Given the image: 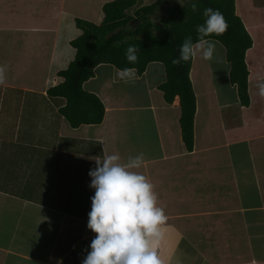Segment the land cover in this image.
Listing matches in <instances>:
<instances>
[{
	"label": "crops",
	"instance_id": "1",
	"mask_svg": "<svg viewBox=\"0 0 264 264\" xmlns=\"http://www.w3.org/2000/svg\"><path fill=\"white\" fill-rule=\"evenodd\" d=\"M108 1L0 0V62L8 69L0 86V264H81L96 235L87 227L95 193L88 173L94 157L116 153L122 163L144 154L136 171L155 186L168 216L157 246L165 264H264V98L256 87L264 82V0H235L252 38L247 105L229 81L218 40L219 62L192 58L191 150L181 137L178 96L166 102L159 89L160 61L148 62L135 84L114 83L112 64L95 66L83 88L103 103L98 124L72 127L59 110L64 98L47 93L74 57L76 18L99 24ZM155 1L136 0L124 13ZM172 4L163 0L158 9ZM16 51L39 63L17 66Z\"/></svg>",
	"mask_w": 264,
	"mask_h": 264
},
{
	"label": "trees",
	"instance_id": "2",
	"mask_svg": "<svg viewBox=\"0 0 264 264\" xmlns=\"http://www.w3.org/2000/svg\"><path fill=\"white\" fill-rule=\"evenodd\" d=\"M163 0H156L148 5L134 9L133 17L137 22L132 28L128 25L131 18L124 13L125 8L136 0H111L103 4V20L99 24L76 18V25L81 34L71 40L75 48L73 59L65 69L59 70L62 80L47 89L51 96L65 100L60 113L72 127L80 124H98L103 119L104 106L101 99L93 92L86 91L83 83L94 74V68L100 63H109L117 69L135 67L142 73L148 62L160 61L165 68V81L159 84L166 102H172L177 95L180 106L181 137L186 148L193 147V118L195 114V94L189 72L191 61L176 66L172 58L179 56V48L186 37L196 41V26L204 22L202 15L205 7L219 9L226 18L229 28L222 36L214 38L225 48L226 59L230 64L229 81L236 85L239 101L249 103L247 92L248 69L245 52L252 45V38L240 16L235 12V0H196L198 9L193 12L191 0L174 3L167 7L161 21L150 19L158 10ZM130 45L140 47L139 60L129 64L125 51Z\"/></svg>",
	"mask_w": 264,
	"mask_h": 264
},
{
	"label": "clouds",
	"instance_id": "3",
	"mask_svg": "<svg viewBox=\"0 0 264 264\" xmlns=\"http://www.w3.org/2000/svg\"><path fill=\"white\" fill-rule=\"evenodd\" d=\"M179 3L183 7L181 0ZM196 12L198 4L191 0ZM204 22L196 26L197 39L186 37L179 48V56L172 58L173 65L189 62L199 55L206 61L219 62L216 55L217 40L229 24L219 9L205 7ZM139 46L130 45L125 51L129 64L138 63ZM7 65L0 64V86L7 81ZM135 67L116 69L114 83L135 84L139 79ZM258 95L264 98V82L256 85ZM95 167L89 170V187L95 190L91 199L87 227L95 233L87 255L81 264H165L158 253L164 239L168 216L158 206V195L151 181L137 169L144 163V154L129 156L121 162L118 153L94 157ZM176 264H180L177 260Z\"/></svg>",
	"mask_w": 264,
	"mask_h": 264
},
{
	"label": "rangeland",
	"instance_id": "4",
	"mask_svg": "<svg viewBox=\"0 0 264 264\" xmlns=\"http://www.w3.org/2000/svg\"><path fill=\"white\" fill-rule=\"evenodd\" d=\"M170 1V4H174V2H178L179 3V0H169ZM189 0H181V3L183 4V3H185V2H188ZM168 6H171V5H168ZM241 6H242V3H241ZM68 9H72V8H74L73 6H71V4H69L68 6ZM76 8V7H75ZM79 9H81V7L79 8ZM166 12H168V10H167V7L166 6H164L163 5V7L162 8H160V9H158L153 15H151V20L153 21V22H156V23H158V22H160L161 21V18H162V16H163V14H165ZM133 17V16H132ZM133 18H135V17H133ZM81 19H84V20H87V21H90V19H87V18H85V17H83V18H81ZM67 20L68 21H70L69 22V24L72 22V18H70V17H68L67 18ZM92 22V21H91ZM129 24V23H128ZM64 26H65V24H63V32L65 33V31H64ZM76 30H78V29H76ZM79 30H81L80 28H79ZM69 34L71 35V29H70V31H69ZM79 34V32H76V31H72V36H77ZM8 37V36H7ZM0 49H1V47H0ZM69 49V48H68ZM70 51V50H69ZM68 51V52H69ZM49 52L50 51H47V53L49 54ZM71 52V51H70ZM45 58L47 59V55H46V53H45ZM14 60L17 62V66H25V69L27 70V71H29V70H32V66H34L35 64H38V63H35V62H33V61H21V59H19V55H18V53H17V51L15 52V55H14ZM48 60V59H47ZM19 63H22L21 65H19ZM0 64H4V63H2V62H0ZM24 69V70H25ZM39 71V69L37 70V72ZM57 83V82H56ZM129 132H131V130H129ZM127 133V135H131V133ZM124 144V143H123Z\"/></svg>",
	"mask_w": 264,
	"mask_h": 264
}]
</instances>
